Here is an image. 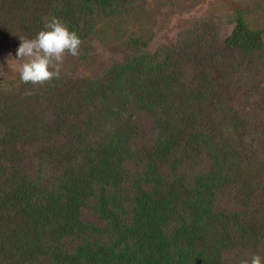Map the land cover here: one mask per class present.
<instances>
[{
	"label": "trees",
	"instance_id": "16d2710c",
	"mask_svg": "<svg viewBox=\"0 0 264 264\" xmlns=\"http://www.w3.org/2000/svg\"><path fill=\"white\" fill-rule=\"evenodd\" d=\"M138 0H0V46L80 40ZM98 76L0 79V264L264 258V28L235 9ZM33 90L32 95L26 91Z\"/></svg>",
	"mask_w": 264,
	"mask_h": 264
},
{
	"label": "rangeland",
	"instance_id": "374dc122",
	"mask_svg": "<svg viewBox=\"0 0 264 264\" xmlns=\"http://www.w3.org/2000/svg\"><path fill=\"white\" fill-rule=\"evenodd\" d=\"M241 10L250 24L264 28V0H138L100 19L96 32L81 41L79 55L65 53L62 72L98 76L113 62L136 51L133 39L146 41L142 48L154 51L172 44L178 35L202 19L219 23L222 36L231 32L233 13ZM19 44L0 46V79L19 75L16 49Z\"/></svg>",
	"mask_w": 264,
	"mask_h": 264
},
{
	"label": "clouds",
	"instance_id": "9594fccd",
	"mask_svg": "<svg viewBox=\"0 0 264 264\" xmlns=\"http://www.w3.org/2000/svg\"><path fill=\"white\" fill-rule=\"evenodd\" d=\"M20 43L16 49V60L19 62L17 71L23 83L33 85L43 84L61 74L65 53L79 55L80 37L58 17H51L36 34L29 37H19ZM26 95H32L28 90ZM236 264H264V258L259 253H253L250 258L236 261Z\"/></svg>",
	"mask_w": 264,
	"mask_h": 264
}]
</instances>
